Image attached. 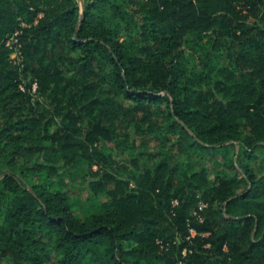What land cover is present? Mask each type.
<instances>
[{
    "label": "trees",
    "instance_id": "1",
    "mask_svg": "<svg viewBox=\"0 0 264 264\" xmlns=\"http://www.w3.org/2000/svg\"><path fill=\"white\" fill-rule=\"evenodd\" d=\"M262 147L264 0H0V264H264Z\"/></svg>",
    "mask_w": 264,
    "mask_h": 264
},
{
    "label": "rangeland",
    "instance_id": "2",
    "mask_svg": "<svg viewBox=\"0 0 264 264\" xmlns=\"http://www.w3.org/2000/svg\"><path fill=\"white\" fill-rule=\"evenodd\" d=\"M10 43L12 44V40H10ZM12 55L15 56V54ZM130 132L132 134L131 139L127 144H123L122 148H117L113 142L108 140H104L102 143L103 147L110 150L118 160L120 164L119 170H121V172H123V170L126 168V165L131 166V158H140L139 160L141 163L153 165L158 163L163 157L166 156V154L176 153L177 150H179L177 137H173L169 141L164 140V138L161 137L160 140L153 139L149 143L143 144V137L149 138L152 135L137 134L135 133L134 129H131ZM187 152L188 151H186L185 155L181 156L182 159L187 158ZM239 154L241 155V151L240 146L237 144L235 152L228 156L227 164L232 162L239 163V160L243 161V157L241 156L240 158ZM202 158L203 154L192 155V159L195 161L197 160V168L206 166L208 171L213 172L214 174H222L225 172V166L220 165L214 168L213 161L204 164ZM246 161L249 162L251 167L255 169L258 175L264 174V147L256 151L254 155ZM60 165L61 164H59V166ZM212 180H214V176H212ZM73 194L74 198L80 204V209L84 210L91 207V203L88 199V193L82 182L77 184ZM104 199L105 196H101L99 200L102 201Z\"/></svg>",
    "mask_w": 264,
    "mask_h": 264
},
{
    "label": "built area",
    "instance_id": "3",
    "mask_svg": "<svg viewBox=\"0 0 264 264\" xmlns=\"http://www.w3.org/2000/svg\"><path fill=\"white\" fill-rule=\"evenodd\" d=\"M11 40H12V43H13V42H17V39H16L15 37H13ZM8 45L12 46V44L10 43V41L8 42ZM12 54H15V56L12 55L13 58H15V57L18 56V52H17V51H15V52L12 53ZM34 86L36 87V85H34ZM178 203H179L178 200H174V201H173V205H177ZM205 206H206L205 203H200L199 208L202 209V208L205 207ZM190 231H191L192 234H194V230H193V229H191Z\"/></svg>",
    "mask_w": 264,
    "mask_h": 264
},
{
    "label": "crops",
    "instance_id": "4",
    "mask_svg": "<svg viewBox=\"0 0 264 264\" xmlns=\"http://www.w3.org/2000/svg\"><path fill=\"white\" fill-rule=\"evenodd\" d=\"M81 6V8L84 6L85 2H87L88 0H77Z\"/></svg>",
    "mask_w": 264,
    "mask_h": 264
},
{
    "label": "water",
    "instance_id": "5",
    "mask_svg": "<svg viewBox=\"0 0 264 264\" xmlns=\"http://www.w3.org/2000/svg\"><path fill=\"white\" fill-rule=\"evenodd\" d=\"M83 7H84V6H83ZM83 7H82V8H83ZM82 20H83V16H81V18H80V23L82 22Z\"/></svg>",
    "mask_w": 264,
    "mask_h": 264
}]
</instances>
